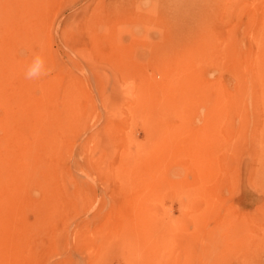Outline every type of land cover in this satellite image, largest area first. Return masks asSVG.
I'll list each match as a JSON object with an SVG mask.
<instances>
[{
    "label": "rangeland",
    "instance_id": "rangeland-1",
    "mask_svg": "<svg viewBox=\"0 0 264 264\" xmlns=\"http://www.w3.org/2000/svg\"><path fill=\"white\" fill-rule=\"evenodd\" d=\"M257 2L0 0V264H264Z\"/></svg>",
    "mask_w": 264,
    "mask_h": 264
},
{
    "label": "bare ground",
    "instance_id": "bare-ground-1",
    "mask_svg": "<svg viewBox=\"0 0 264 264\" xmlns=\"http://www.w3.org/2000/svg\"><path fill=\"white\" fill-rule=\"evenodd\" d=\"M258 1L256 3V5L258 6L259 10H260V13H261V17H263V25L262 27H260L259 29V36L260 38L262 39L263 41V44H264V4L263 5H259L260 3V0H256ZM25 6H28L27 4H25ZM38 8V2L37 1H34L30 4V6L28 7H25V13L26 12H29L31 10L35 11V9ZM153 11V10H151ZM19 14H21L20 12H18ZM151 20L148 18L147 21H145L146 25H144L143 27H140L138 26V28L133 27L130 31V34L133 36V37H142L145 33H149V34H156V28L158 29L159 25L157 22H154V24L152 22H150ZM148 22V23H147ZM0 23L3 24L2 21H0ZM124 25V24H123ZM157 25V26H156ZM207 32V28L205 27V33ZM204 33V34H205ZM203 34V35H204ZM148 37L149 39V36H146ZM263 61V58L260 57L259 58V62L262 63ZM22 105L25 106V107H28L29 106V99L27 97V95H25V98L22 100ZM10 123L3 119L1 122H0V131H4L6 133V135L8 134L9 130H8V126ZM1 144V143H0ZM20 175V173H18L16 170L12 169L11 168V171L9 173H3L1 176H0V187L2 188H5V189H8L10 186H11V183L14 184L16 179L18 178V176ZM10 183V184H9ZM9 184V185H8ZM3 221V216L0 214V223H2ZM188 248V247H187ZM194 251H196V249H193L192 247H190L189 249H187V253L190 255L192 254Z\"/></svg>",
    "mask_w": 264,
    "mask_h": 264
}]
</instances>
